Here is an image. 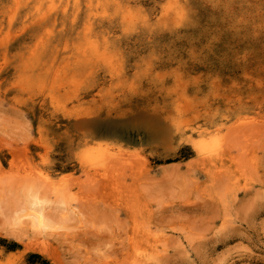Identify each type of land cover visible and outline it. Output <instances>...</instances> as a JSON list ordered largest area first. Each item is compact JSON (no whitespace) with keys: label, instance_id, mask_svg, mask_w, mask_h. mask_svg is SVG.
<instances>
[{"label":"rangeland","instance_id":"obj_1","mask_svg":"<svg viewBox=\"0 0 264 264\" xmlns=\"http://www.w3.org/2000/svg\"><path fill=\"white\" fill-rule=\"evenodd\" d=\"M179 1L0 0V264H264V0Z\"/></svg>","mask_w":264,"mask_h":264},{"label":"bare ground","instance_id":"obj_2","mask_svg":"<svg viewBox=\"0 0 264 264\" xmlns=\"http://www.w3.org/2000/svg\"><path fill=\"white\" fill-rule=\"evenodd\" d=\"M103 1H104V0H103ZM111 1H112V0H111ZM116 1H117V0H115V2H116ZM178 1H179V0H178ZM28 2H29V1H28ZM41 2H42V1H41ZM108 2H109V1H108ZM179 2H181V0H180ZM104 3H105V2H104ZM109 3L112 4L111 2H109ZM74 4H75V3H74ZM72 5H73V4H72ZM89 5H90V4H89ZM93 5H94V4H93ZM93 5H92V6H93ZM107 5H108V4H107ZM129 5H130V4H129ZM76 6H77V3H76ZM78 6H79V5H78ZM78 6H77V7H78ZM92 6L90 5V7H92ZM101 6H102V5H101ZM116 7H117V6H116ZM116 7H115V8H116ZM73 8H74V7H73ZM88 8H89V7H88ZM100 8H101V7H99V9H100ZM125 8H126V7H125ZM138 8H140V7H136V10H137ZM141 8H142V7H141ZM186 8H188V7H186ZM76 9H77V8H76ZM121 9H122V8H121ZM121 9H120V10H121ZM129 9H130V8H129ZM133 9H135V7H134ZM65 10H66V7H65ZM70 10H71V9H70ZM115 10H116V9H115ZM117 10H119V9H117ZM123 10H124V9H123ZM123 10H122V11H123ZM140 10H142V9H140ZM165 10H166V9H165ZM75 11H77V10H75ZM90 11H92V10L90 9ZM122 11H121V12H122ZM132 11H133V10H132ZM77 12H78V11H77ZM139 12H140V11H139ZM170 12H172V11H170ZM186 12H187V10H186ZM125 13H126V12H125ZM132 13H133V12H132ZM132 13H131V14H132ZM108 14H110V13H108ZM115 14H116V13H115ZM113 15H114V14H113ZM128 15H129V14H128ZM145 15H146V14H145ZM185 15H186V13H185ZM97 16H98V15H97ZM129 16H130V19H131V15H129ZM129 16H128V17H129ZM146 16H147V15H146ZM167 16L169 17L170 15L167 14ZM101 17H103V16H101ZM120 17H121V16H120ZM124 17H125V14H124ZM141 17H142V16H141ZM164 18L166 19L167 17L165 16ZM172 18H173V16H172ZM103 19H104V17H103ZM127 19H128V18H127ZM175 19H176V18H175ZM187 19H188V18H187ZM187 19H186V20H187ZM121 20H122V18H121ZM125 20H126V19H125ZM125 20H124V21H125ZM133 20H135V19H133ZM137 20H139V17H138ZM140 20H141V19H140ZM186 20H185V21H186ZM127 21H128V20H127ZM141 21H142V20H141ZM141 21H140V22H141ZM149 21H150V20H149ZM172 21H174V20H172ZM175 21H176V20H175ZM88 22H89V21H88ZM125 22H126V21H125ZM135 22H136V21H135ZM135 22H134V23H135ZM142 22H144V21H142ZM168 22H169V21H168ZM123 23H124V22H123ZM134 23H133V24H134ZM166 23H167V22H166ZM140 24H141V23H140ZM142 25H143V24H142ZM144 25H145V23H144ZM147 25H148V22H147ZM126 26H129V25L127 24ZM132 26H133V25H131L130 27H132ZM88 27H89V26H87V28H88ZM151 27H152V26H151ZM151 27H150V28H151ZM87 28H86V29H87ZM89 28H90V27H89ZM127 28H129V27H126L125 29H124V28H123V29L127 31ZM139 28H140V27H139ZM86 29H85V31H86ZM83 33H84V32H83ZM89 39H90V38H89ZM89 39H84V40H89ZM92 39H93V38H92ZM93 40H94V39H93ZM96 41H97V40H96ZM83 42H84V41H83ZM93 42H94V41H93ZM97 42H98V41H97ZM88 43H89V42H88ZM95 44H96V42H95ZM42 45H43V44H42ZM42 45H41V46H42ZM86 45H87V43H86ZM86 45H85V47H86ZM93 45H94V44H93ZM96 45H98V44H96ZM105 45H106V44H105ZM43 46H44V45H43ZM89 46H91L90 43H89ZM82 47H83V46H82ZM92 47H93V46H91L90 48L92 49ZM83 48H84V47H83ZM86 48H87V47H86ZM84 49H85V48H84ZM84 49H83V51H84ZM87 49H88V48H87ZM85 50H86V49H85ZM91 51H92V52H96V53H98L97 51H94V50H91ZM101 51H102V50H101ZM105 51H107V50H105ZM105 51H103V52H105ZM90 53H91V52H90ZM100 53L102 54V52H99V54H100ZM30 54H31V53H30ZM82 54H83V53H82ZM101 54H100V55H101ZM31 55H32V54H31ZM97 55H98V54H97ZM108 55H109V54H108ZM103 56H104V54H103ZM109 57H110V56H108V58H109ZM96 58H97V57H96ZM104 58H105V57H104ZM111 58H112V56H111ZM98 59H100V57H99ZM102 59H103V58H102ZM111 60H112V59H111ZM104 61H105V60H104ZM107 61H108V60H107ZM38 62H39V61H38ZM107 63H111V61H110V62H107ZM37 65H38V64H37ZM111 66H112V65H111ZM67 80H68V79H67ZM63 81H64V80H63ZM63 81H61V82H63ZM68 81H69V80H68ZM66 82H67V81H66ZM65 84H66V83H65ZM68 84H69V83H68ZM63 87H64V86H63ZM68 88H70V87H68ZM52 96H53V95H52ZM53 99H54V98H53ZM200 154H201V153H200ZM207 155H208V154H207ZM48 180H49V179H48ZM45 181H46V180H45ZM34 205L39 206V202H38V201H35ZM39 214L42 215V212H39ZM40 218H41V217H40ZM151 235H152V234H151ZM159 243H161V242H159ZM139 251H140V250H139V248H138V252H139ZM141 251H142V250H141ZM141 251H140V253H138L137 255H140V256H141V254H142V252H143V251H142V252H141ZM134 252H135V251H134ZM143 253H144V252H143ZM146 254H147V253H146ZM134 255H135V254H134ZM140 256H139V257H140ZM149 261H150V260H149Z\"/></svg>","mask_w":264,"mask_h":264}]
</instances>
